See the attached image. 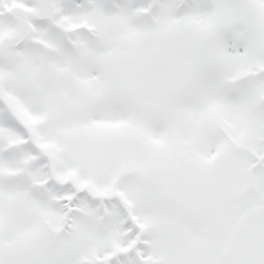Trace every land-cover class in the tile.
Returning a JSON list of instances; mask_svg holds the SVG:
<instances>
[{
  "label": "snow or ice",
  "instance_id": "6c2138e0",
  "mask_svg": "<svg viewBox=\"0 0 264 264\" xmlns=\"http://www.w3.org/2000/svg\"><path fill=\"white\" fill-rule=\"evenodd\" d=\"M0 264H264V0H0Z\"/></svg>",
  "mask_w": 264,
  "mask_h": 264
}]
</instances>
